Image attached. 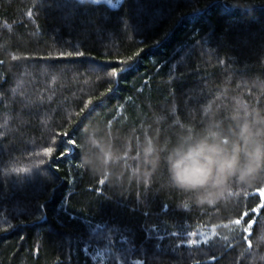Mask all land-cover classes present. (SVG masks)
I'll return each mask as SVG.
<instances>
[{"label":"trees","instance_id":"obj_1","mask_svg":"<svg viewBox=\"0 0 264 264\" xmlns=\"http://www.w3.org/2000/svg\"><path fill=\"white\" fill-rule=\"evenodd\" d=\"M233 3L0 0V264H264L260 183L196 207L163 168L138 185L80 163L93 123L119 147L205 105L264 109V0Z\"/></svg>","mask_w":264,"mask_h":264},{"label":"clouds","instance_id":"obj_2","mask_svg":"<svg viewBox=\"0 0 264 264\" xmlns=\"http://www.w3.org/2000/svg\"><path fill=\"white\" fill-rule=\"evenodd\" d=\"M234 7H244L234 0ZM264 93V83L253 84ZM101 123L87 125L80 142L81 166L105 180L149 184L161 168L169 188L196 207L225 203L234 187L264 186V109L234 104L220 115L205 105L199 127L185 125L174 140L145 135L133 145Z\"/></svg>","mask_w":264,"mask_h":264},{"label":"rangeland","instance_id":"obj_3","mask_svg":"<svg viewBox=\"0 0 264 264\" xmlns=\"http://www.w3.org/2000/svg\"><path fill=\"white\" fill-rule=\"evenodd\" d=\"M96 3H106L111 7H117L123 0H90Z\"/></svg>","mask_w":264,"mask_h":264},{"label":"snow or ice","instance_id":"obj_4","mask_svg":"<svg viewBox=\"0 0 264 264\" xmlns=\"http://www.w3.org/2000/svg\"><path fill=\"white\" fill-rule=\"evenodd\" d=\"M112 76L115 77V76H116V73H115V72H112ZM103 182H104V181H101V183H103ZM254 211H255V209H254ZM235 223H236V224H240L241 221H240V220H236ZM250 226H251V225H249V227H250ZM245 231H247V229H245Z\"/></svg>","mask_w":264,"mask_h":264},{"label":"water","instance_id":"obj_5","mask_svg":"<svg viewBox=\"0 0 264 264\" xmlns=\"http://www.w3.org/2000/svg\"><path fill=\"white\" fill-rule=\"evenodd\" d=\"M255 194L261 195V198L264 199V193H262L261 191H256Z\"/></svg>","mask_w":264,"mask_h":264}]
</instances>
